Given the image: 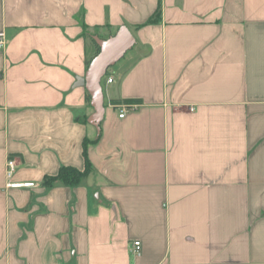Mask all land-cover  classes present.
Returning a JSON list of instances; mask_svg holds the SVG:
<instances>
[{
    "label": "crops",
    "instance_id": "obj_1",
    "mask_svg": "<svg viewBox=\"0 0 264 264\" xmlns=\"http://www.w3.org/2000/svg\"><path fill=\"white\" fill-rule=\"evenodd\" d=\"M0 32V264H264V0H0Z\"/></svg>",
    "mask_w": 264,
    "mask_h": 264
},
{
    "label": "water",
    "instance_id": "obj_2",
    "mask_svg": "<svg viewBox=\"0 0 264 264\" xmlns=\"http://www.w3.org/2000/svg\"><path fill=\"white\" fill-rule=\"evenodd\" d=\"M97 42L100 46V52L91 61L85 78L81 82L91 94L92 107L95 110L91 122L96 127L99 126L104 115L101 81L107 75V71L132 49L135 40L126 28H122L108 40H97Z\"/></svg>",
    "mask_w": 264,
    "mask_h": 264
},
{
    "label": "built area",
    "instance_id": "obj_3",
    "mask_svg": "<svg viewBox=\"0 0 264 264\" xmlns=\"http://www.w3.org/2000/svg\"><path fill=\"white\" fill-rule=\"evenodd\" d=\"M6 34L5 32H0V52L4 50L6 47ZM113 78L110 77L108 79V83H112ZM136 105H127L123 104L119 108L121 109L120 111V118H124L127 110L130 108H135ZM17 169V162L16 159L14 158H9L6 164V178H7V188L8 189H23V188H34L35 184L31 182H15L14 181V175L16 173ZM131 252L135 256H140L142 252V245L140 241H134L131 245Z\"/></svg>",
    "mask_w": 264,
    "mask_h": 264
},
{
    "label": "trees",
    "instance_id": "obj_4",
    "mask_svg": "<svg viewBox=\"0 0 264 264\" xmlns=\"http://www.w3.org/2000/svg\"><path fill=\"white\" fill-rule=\"evenodd\" d=\"M127 105H140V100H128L124 102ZM89 141L86 140L84 142V151L83 156L86 162V167L84 171L78 170L72 167H64L61 168L59 173L54 177H47L45 180L46 186H53L56 183H61L66 186H77L79 185L83 179L88 177L92 172V167L87 155V149L89 145Z\"/></svg>",
    "mask_w": 264,
    "mask_h": 264
}]
</instances>
